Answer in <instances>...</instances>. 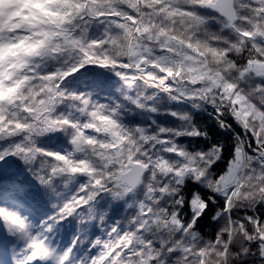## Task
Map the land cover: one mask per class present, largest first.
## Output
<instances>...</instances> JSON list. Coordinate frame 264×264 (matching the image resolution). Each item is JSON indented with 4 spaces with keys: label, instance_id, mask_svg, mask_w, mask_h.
<instances>
[{
    "label": "snow or ice",
    "instance_id": "obj_1",
    "mask_svg": "<svg viewBox=\"0 0 264 264\" xmlns=\"http://www.w3.org/2000/svg\"><path fill=\"white\" fill-rule=\"evenodd\" d=\"M0 264H264V0H0Z\"/></svg>",
    "mask_w": 264,
    "mask_h": 264
},
{
    "label": "rangeland",
    "instance_id": "obj_2",
    "mask_svg": "<svg viewBox=\"0 0 264 264\" xmlns=\"http://www.w3.org/2000/svg\"><path fill=\"white\" fill-rule=\"evenodd\" d=\"M70 242V241H69Z\"/></svg>",
    "mask_w": 264,
    "mask_h": 264
}]
</instances>
